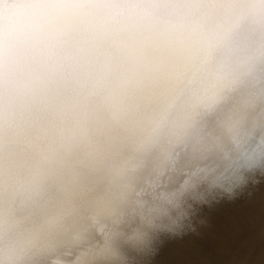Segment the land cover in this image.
Wrapping results in <instances>:
<instances>
[{
	"label": "clouds",
	"instance_id": "obj_1",
	"mask_svg": "<svg viewBox=\"0 0 264 264\" xmlns=\"http://www.w3.org/2000/svg\"><path fill=\"white\" fill-rule=\"evenodd\" d=\"M254 137L264 0H0V264H131L187 217L150 177L247 151L227 183L203 166L231 192Z\"/></svg>",
	"mask_w": 264,
	"mask_h": 264
},
{
	"label": "bare ground",
	"instance_id": "obj_2",
	"mask_svg": "<svg viewBox=\"0 0 264 264\" xmlns=\"http://www.w3.org/2000/svg\"><path fill=\"white\" fill-rule=\"evenodd\" d=\"M249 143L255 158L264 164V139L254 137ZM205 164L211 169L208 180L224 184L250 161L247 151H224L211 161L168 165L163 175L150 177L142 198L153 201L159 212L165 211L169 202L183 198L187 201V217L175 230L156 233L146 253L126 246L131 264H264V172H246V183L233 182L231 192L215 189L207 193ZM193 182H200L196 194L204 191V199H191ZM220 241H224L221 248L208 261L213 246ZM72 258L64 259L70 262Z\"/></svg>",
	"mask_w": 264,
	"mask_h": 264
},
{
	"label": "rangeland",
	"instance_id": "obj_3",
	"mask_svg": "<svg viewBox=\"0 0 264 264\" xmlns=\"http://www.w3.org/2000/svg\"><path fill=\"white\" fill-rule=\"evenodd\" d=\"M221 242V241H220ZM224 241H222L221 243H216L214 246H213V248H212V250H211V252H210V254H209V257H208V261H210V260H212L213 259V257H214V255H216L217 253H218V250L221 248L220 246L222 245V243H223ZM216 249V250H215ZM207 261V262H208Z\"/></svg>",
	"mask_w": 264,
	"mask_h": 264
}]
</instances>
